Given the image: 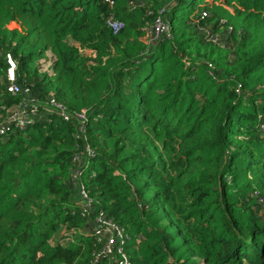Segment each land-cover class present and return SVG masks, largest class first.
<instances>
[{
    "label": "trees",
    "instance_id": "trees-1",
    "mask_svg": "<svg viewBox=\"0 0 264 264\" xmlns=\"http://www.w3.org/2000/svg\"><path fill=\"white\" fill-rule=\"evenodd\" d=\"M8 55L43 117L0 137V264H95L101 212L132 264H264V0H0V119Z\"/></svg>",
    "mask_w": 264,
    "mask_h": 264
},
{
    "label": "built area",
    "instance_id": "built-area-1",
    "mask_svg": "<svg viewBox=\"0 0 264 264\" xmlns=\"http://www.w3.org/2000/svg\"><path fill=\"white\" fill-rule=\"evenodd\" d=\"M203 15L206 16V13ZM170 32L169 24L161 22L158 19L153 32L151 31L152 40L157 41L164 33H168L170 37ZM7 61L9 64L8 80L11 83L8 91L14 96H19L20 101L13 107L8 108L6 116L0 119V137H4L7 133L17 130H25L43 117L41 116L43 107L40 105V101L34 97L31 89L22 88L16 83L17 64L11 55L7 56ZM44 106H47L49 111H57V114L64 118V120H70V116L66 113L65 109L55 99L49 100ZM78 118L80 122H83L87 120V115L81 113ZM81 131L82 133L84 132L83 128ZM86 156H94V151L89 146L86 148V152L77 154L73 159L75 170L72 173V181L75 182V185L79 181L78 178L83 174L82 165ZM78 197L81 202L82 215L84 217L90 216L94 208V201L84 186L79 187ZM94 226L102 248L99 253L97 251L93 253V262L97 264L103 261L105 257H110L112 261H116L118 264H132L125 249L128 236L124 229L112 219L106 217L102 212L94 219Z\"/></svg>",
    "mask_w": 264,
    "mask_h": 264
},
{
    "label": "rangeland",
    "instance_id": "rangeland-1",
    "mask_svg": "<svg viewBox=\"0 0 264 264\" xmlns=\"http://www.w3.org/2000/svg\"><path fill=\"white\" fill-rule=\"evenodd\" d=\"M212 1V0H210ZM226 9H228L230 12L233 11L232 8L230 7H226ZM12 28H15L17 27V25L13 24L11 26ZM38 65H39V70L41 73H49L50 75H52V70H51V65H52V60H51V54L50 53H47V56L42 58L41 60L38 61ZM264 210V209H263ZM62 235H60V240L64 239L63 235H64V231L62 229V231L60 232ZM72 239V238H71Z\"/></svg>",
    "mask_w": 264,
    "mask_h": 264
}]
</instances>
